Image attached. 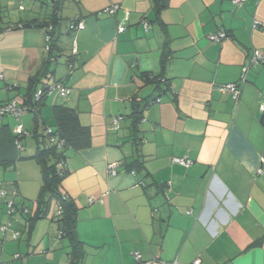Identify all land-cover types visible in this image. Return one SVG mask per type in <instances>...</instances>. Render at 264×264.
I'll return each instance as SVG.
<instances>
[{"label":"crops","instance_id":"crops-1","mask_svg":"<svg viewBox=\"0 0 264 264\" xmlns=\"http://www.w3.org/2000/svg\"><path fill=\"white\" fill-rule=\"evenodd\" d=\"M17 1L0 0V106L26 112L0 115V183L29 214L10 216L0 196V264L73 261L58 198L33 220L38 141L47 129L60 140L62 109L75 112L64 135L88 134L87 146L62 150L60 185L76 209L82 264H264V64L250 67L264 55V0H169L160 16L153 0H31L29 9L19 0L16 10ZM77 18L85 29L70 32ZM219 32L227 38L211 42ZM248 67L237 100L221 91ZM145 77L162 79L161 90ZM56 82L70 93L37 104L34 92Z\"/></svg>","mask_w":264,"mask_h":264},{"label":"trees","instance_id":"trees-1","mask_svg":"<svg viewBox=\"0 0 264 264\" xmlns=\"http://www.w3.org/2000/svg\"><path fill=\"white\" fill-rule=\"evenodd\" d=\"M168 1L169 0H153L154 10L157 16H160V13H162V11L168 7ZM166 54H167L166 56H170L169 52ZM145 80L147 83H154L155 85H157L158 89L160 88V85L162 84L161 82L162 79L154 80L153 78L151 79L150 77H145ZM47 87L48 86H44L42 88L44 93L47 91ZM35 92L33 94V97L35 95ZM45 97H48V95L47 94L43 95V97L41 98L39 102H37V104H39L42 101V99ZM62 111H63L62 113L65 115L63 118H60L58 120L60 127H61L60 133H59V136H60L59 139L63 141L64 143L62 149H58L57 144L50 143V140L53 137L58 136V134L54 131H52V134L46 133L45 137H42V140L44 141L48 139L47 146H45L46 144L44 141L43 142L38 141V144H39L38 163L41 165L43 169L44 179H43L42 194L38 201L39 207H40L39 213L36 215L35 219L33 220H36L42 216H45L49 210L51 200L53 198H58V202H59L58 207L62 211L61 218L58 219V223L62 227L63 234H66L68 237H70V239L73 242V246H74L73 248L74 257H73V261L71 264H82L83 254L82 252H80V249H78L80 243L79 241L76 240V236H75V224H76V219H77L76 209L74 207V204L71 203L68 200V198L63 199L62 194H60V185L63 179L66 177V172L60 174L57 166L60 162L65 163V158H64L62 150L68 147L80 148V147L87 146L88 134L86 135V133H83L82 131H80L79 137H73L72 134H70L69 136L64 135L69 126H72V129H75L72 123L73 120L71 119V117L75 116V114H73L75 112H73L72 110H68V109H62ZM18 209L21 210L23 209V207L19 208L18 206Z\"/></svg>","mask_w":264,"mask_h":264},{"label":"built area","instance_id":"built-area-1","mask_svg":"<svg viewBox=\"0 0 264 264\" xmlns=\"http://www.w3.org/2000/svg\"><path fill=\"white\" fill-rule=\"evenodd\" d=\"M248 0H232V2L236 5H241L244 4L245 2H247ZM118 10V6L114 5L112 7H109L108 9H106V12L110 15H115L116 12ZM258 22L255 23V28H257L258 26ZM85 29V23L83 20H80L79 18L77 19H73L70 21L69 23V31L70 32H79ZM125 30V28L120 27L118 29V32L122 33ZM54 32V25L53 24H49L44 28V33H45V40H46V47L45 50L48 54H52V34ZM227 38V34L224 32H219L217 34H212L209 36V40L211 42H222L223 40H225ZM72 55L76 56L78 55V49H77V45L74 44L73 48H72ZM261 64H264V55H261L259 52H256L255 55L253 56V58L251 59L250 62V67L252 66H259ZM249 67L247 69L244 70V73L242 74V77L240 79V81L238 83H233V84H227L225 86L221 87V91L222 92H228L230 93L233 98L235 100H237L241 94V90L243 85L246 83L247 81V71H248ZM58 94L60 97H66L69 93L70 90L69 88L62 82H56L53 84L48 85L47 87V91L44 93L42 88L40 90H38L35 94V101L39 102L41 100V98L43 97V95L47 94L48 96H51L53 94ZM160 100H158L159 102ZM261 111L264 114V103L261 107ZM26 112V108L23 106H19L17 103L15 102H10L6 105L0 106V115H11L14 117H21L24 113ZM123 120L122 116L116 117L113 119L112 121V127L114 130H118L121 121ZM47 133L48 134H52V130L51 129H47ZM51 143H55L58 146V149H62L64 143L63 141L59 140L57 141L55 137H53L50 140ZM178 163H180L181 165L185 166V167H189L191 165L190 161H186L184 159H180V160H176ZM58 171L60 172V174L64 173L66 168H65V164L64 162H60L57 166ZM112 175H115V169L114 167L110 168ZM0 196L2 198L5 199V206H6V210L7 213L10 216H14L16 213H21L24 215H28L29 211L26 208H23L21 210L18 209V207L16 206L15 202H14V198L16 196V191L14 190H9L6 187H4L2 185V183H0ZM66 196H63V199H66ZM62 211L58 210L57 215L61 216ZM11 223H7L6 225H3L1 227V230L3 233H6L9 231V229H11ZM20 232H14V239H19L20 238ZM19 255L15 256V259H18ZM135 258L138 262H140L142 260V256L139 253L135 254ZM192 264H202V261L200 259H196Z\"/></svg>","mask_w":264,"mask_h":264},{"label":"rangeland","instance_id":"rangeland-1","mask_svg":"<svg viewBox=\"0 0 264 264\" xmlns=\"http://www.w3.org/2000/svg\"><path fill=\"white\" fill-rule=\"evenodd\" d=\"M35 1H39V2H41V0H33V2H35ZM42 1H43V0H42ZM50 1H51V0L43 1L46 7H48L49 4H51ZM30 4H33L31 0H30V1H29V0H23V1H22V5L25 6V8H27V9H29ZM19 5H20V1L18 0V1H17V8H16V10H18V6H19ZM37 5H39V3H37ZM43 13H44V10H43Z\"/></svg>","mask_w":264,"mask_h":264}]
</instances>
